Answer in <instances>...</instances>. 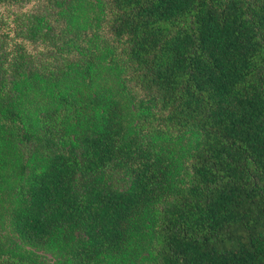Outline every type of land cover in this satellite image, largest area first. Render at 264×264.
Here are the masks:
<instances>
[{
	"label": "trees",
	"instance_id": "trees-1",
	"mask_svg": "<svg viewBox=\"0 0 264 264\" xmlns=\"http://www.w3.org/2000/svg\"><path fill=\"white\" fill-rule=\"evenodd\" d=\"M5 227L0 264H264V0H0Z\"/></svg>",
	"mask_w": 264,
	"mask_h": 264
},
{
	"label": "rangeland",
	"instance_id": "rangeland-1",
	"mask_svg": "<svg viewBox=\"0 0 264 264\" xmlns=\"http://www.w3.org/2000/svg\"><path fill=\"white\" fill-rule=\"evenodd\" d=\"M6 165H8L7 163H6ZM10 170H12V168H10ZM6 174H8V173H6ZM9 175V174H8ZM9 177V176H8ZM0 236L1 237H5V238H8L11 242H12V244L13 243H16V240L15 239H13L12 237H10V234H9V231H8V229L5 227L4 229H1L0 230ZM2 239V241H5V239H3V238H1ZM4 244V243H3ZM17 244V243H16ZM6 245V244H5ZM26 249V248H25ZM125 254H129V251H125ZM47 259H49V257L47 256ZM52 262V260L50 259V263Z\"/></svg>",
	"mask_w": 264,
	"mask_h": 264
}]
</instances>
